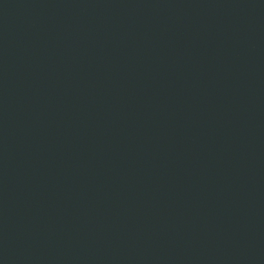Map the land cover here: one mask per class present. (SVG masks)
<instances>
[{"label": "water", "instance_id": "1", "mask_svg": "<svg viewBox=\"0 0 264 264\" xmlns=\"http://www.w3.org/2000/svg\"><path fill=\"white\" fill-rule=\"evenodd\" d=\"M0 264H264V0H0Z\"/></svg>", "mask_w": 264, "mask_h": 264}]
</instances>
